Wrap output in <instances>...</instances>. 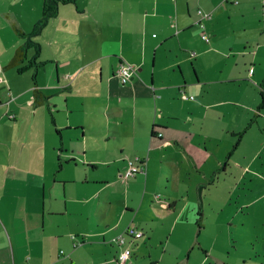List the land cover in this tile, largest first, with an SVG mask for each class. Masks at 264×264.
<instances>
[{
    "label": "crops",
    "instance_id": "crops-1",
    "mask_svg": "<svg viewBox=\"0 0 264 264\" xmlns=\"http://www.w3.org/2000/svg\"><path fill=\"white\" fill-rule=\"evenodd\" d=\"M75 2L60 5L52 19L87 12ZM100 6L90 11L100 18L87 28L96 43L107 41V50L84 62L88 67L101 58L98 79L83 93L80 109L68 110L77 112L74 121L54 129L61 141L63 131L75 130L78 142L61 146L54 173L69 165L73 172L61 181L53 176L48 185L41 180V192L2 211L0 264H115L125 248V264H144L146 257L167 264L164 255L176 253L178 244L183 254H174L173 264H189L192 255L195 262L197 252L200 264H228L229 254L226 262L218 255L223 231L229 240L235 227L247 241L264 240V229L245 226L264 209V0H101ZM197 9L211 14L203 29ZM21 10L12 12L8 0H0L5 79L22 39L14 35L11 45L4 39L11 30L28 31ZM107 16L117 20L111 35L104 30ZM122 61L135 68L126 84L115 75ZM54 82L35 79L29 104L47 106L57 86L71 88L60 82L58 69ZM181 91L193 98L181 99ZM129 160L143 161L144 171L120 178ZM55 186L65 200L61 207L52 197ZM67 186H73L69 196ZM209 218L216 225L211 230ZM129 225L142 231V243L125 236L114 246L111 239Z\"/></svg>",
    "mask_w": 264,
    "mask_h": 264
},
{
    "label": "rangeland",
    "instance_id": "rangeland-1",
    "mask_svg": "<svg viewBox=\"0 0 264 264\" xmlns=\"http://www.w3.org/2000/svg\"><path fill=\"white\" fill-rule=\"evenodd\" d=\"M14 1L15 0H8V7L12 12H17L22 8L26 10H21L20 17L22 22L25 23V25H22L24 26L23 28L29 31L36 21H33V23L31 22L32 18H36L34 15L40 17V1L16 0V5L13 4ZM78 3H80L81 6L82 4H86V7L88 8L87 12L73 17L64 13L62 15L64 19H62V17L50 19L41 34L34 37V41L40 45V52L36 58V62H45V67L41 66L36 70V81H38V83L48 81L53 85L55 83V70L58 69L60 82H70L71 88H62L61 84L57 87L54 86L56 87V93L51 97L50 104L41 107H37L35 104L31 106L29 101L32 99L31 90L33 87V68L26 69L20 74L17 73L15 68H13L8 71L9 74L6 79L2 75L0 76V84H2L0 87L1 218L5 215L2 211L5 210L10 202L15 200L16 203H19L25 195L30 194L34 190L38 193L41 192V189L38 186L39 183H41V180L45 181L46 185H48L52 179L55 178L57 179L56 181H61L62 178H65L66 175L73 172L71 165H69L65 166L63 170L54 173L56 157L59 155L58 150L61 146L63 148L69 144L70 146H73L78 142V139L73 137L75 130L72 129L69 134L63 131V141H61L60 137L55 134L54 129L57 128L61 130V126L64 125L69 117L70 122L74 121L77 112L75 111L69 114L68 110H73L75 108L80 109V103L84 100L82 97L83 93L96 84V80L99 76V70H97V68H99L98 64L101 61V58L87 67V64L84 63L87 60V57L89 59H93L94 57L97 58L107 50V41L105 42L100 38L99 42L96 43L91 39V33L87 28L88 21L100 18L99 16L91 15L90 11H94V8L97 10L101 5V0H78ZM101 8L102 7L100 6V11ZM16 14L17 13H14V15ZM39 17L37 19H39ZM105 19H107L108 22V26H105L104 29L105 34L111 35L117 24L116 17L107 16ZM224 19L226 20V16H224ZM63 22H65V24H63ZM9 34L11 36L9 35V38L4 39V42L7 45L14 43V35L18 36L13 30H11ZM32 54L33 50L28 49V59L31 58ZM103 61L107 62V60L104 59ZM22 66L24 67V65ZM76 72L78 73L76 74ZM63 73H66L70 77L67 78V75H62ZM79 73L80 75L78 76ZM52 74L53 79L51 80L50 76ZM76 75L80 78L74 82L77 77ZM3 87H5L6 90L1 92ZM28 99L30 100L28 101ZM87 103L89 102L87 101ZM53 106H55L56 110L59 109L58 112L53 111ZM50 115L53 116L54 121L56 122L54 125L51 123ZM68 138H73V140L68 141ZM60 141L62 145L59 144ZM249 147H251V145H249ZM79 167H82V165L79 164ZM53 173L55 175H52ZM58 187L60 186L58 185ZM67 187V193H65L69 196V191H72L73 186ZM54 190L52 192V197H55L59 201L61 207L65 204V200H63L62 197V191H60V188L58 190L56 186L54 187ZM257 217L250 219L252 224L249 225L248 220L245 223V226H249L251 231L258 232L264 229L262 224L264 223V209L262 210V214H257ZM18 221L19 218L17 217L15 222ZM236 221L237 219H235L234 222L236 223ZM67 222L68 221L63 223L66 227ZM205 226L207 230H211L216 225H214L209 218L207 219ZM68 228L70 227L68 226ZM218 228H225V225H218ZM2 231L5 233L3 228ZM224 232L225 231L222 233V240L224 241L221 243L220 237L219 244L222 245L220 248L224 247L225 249L223 248L222 255L220 252H218V255L221 257L223 256L225 262L227 260L225 258L227 254H229L227 260L228 264H241L243 257H245V264H260L262 262L264 255V240L252 239L247 241L246 236H242L241 238L236 235V227L232 229L230 234H228V236L230 235L231 240L227 239V234ZM252 234L251 237L254 236ZM235 236L238 238L234 239ZM135 240L137 242L141 241L142 243L140 238ZM207 242L209 245L212 241L208 239ZM111 243L120 248V245L117 246L114 241L111 240ZM177 247L178 248L174 250L176 253L170 254L169 252V254L164 255V260L166 259L165 262L167 264H173V262H175L174 254H183L181 251V244H178ZM133 249L137 248L133 247ZM159 253H157V255ZM197 254L199 255H197L198 257L195 259V262L193 255L190 257L189 264H200L203 254L200 252H197ZM181 256L182 255H179V257ZM141 262L144 264H150L147 257L141 260ZM204 264L214 263L206 261Z\"/></svg>",
    "mask_w": 264,
    "mask_h": 264
},
{
    "label": "trees",
    "instance_id": "trees-1",
    "mask_svg": "<svg viewBox=\"0 0 264 264\" xmlns=\"http://www.w3.org/2000/svg\"><path fill=\"white\" fill-rule=\"evenodd\" d=\"M75 3H76L75 0H42L40 6V17L35 21L32 28L28 32L17 31L18 36L22 39V43L15 48L13 55L7 64V67L15 68L18 73H21L26 69L33 68L34 74L32 80L34 82L36 70L39 67L44 66L45 63V62H41V63L36 62V58L40 52V45L36 41H34V37L40 35L44 27L47 25L48 21L57 16L60 5L63 4L76 5ZM197 10H201V9H197ZM206 20L201 21L203 23V28H204V21ZM197 25L199 26V23H197ZM203 34L204 33H202V35ZM205 35L208 37L207 34ZM28 49L33 50V54L29 59L27 57ZM22 65H24V67ZM20 66H22L23 68ZM46 99L47 98L45 97V100ZM51 122L53 123V119H51Z\"/></svg>",
    "mask_w": 264,
    "mask_h": 264
},
{
    "label": "built area",
    "instance_id": "built-area-1",
    "mask_svg": "<svg viewBox=\"0 0 264 264\" xmlns=\"http://www.w3.org/2000/svg\"><path fill=\"white\" fill-rule=\"evenodd\" d=\"M197 23H199V26L203 29V23L202 20L209 19L211 14L209 12H202L201 10H197ZM202 39L205 42H209L208 37L203 34ZM135 73V68L126 63V62H120L115 70V75L118 78L119 82L121 84H126L130 81V78ZM180 98L181 99H192V96L185 95L182 91L180 92ZM158 136H161V133L157 134ZM144 171V162L143 161H127V168L124 171L123 174H120V178H126L128 176L134 175L138 172ZM143 235L141 230L136 229L133 225H129L124 232L121 234L113 237L111 240L114 241L117 245H123L125 242V236H129L132 238H139ZM62 253V251H60ZM130 256V252L128 249H122L118 251V254L116 256L115 264H125L128 257Z\"/></svg>",
    "mask_w": 264,
    "mask_h": 264
}]
</instances>
